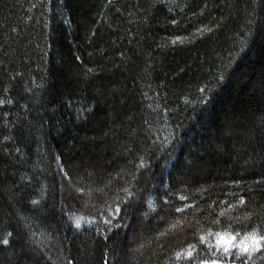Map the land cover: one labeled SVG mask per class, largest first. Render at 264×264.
<instances>
[{"label": "trees", "instance_id": "trees-1", "mask_svg": "<svg viewBox=\"0 0 264 264\" xmlns=\"http://www.w3.org/2000/svg\"><path fill=\"white\" fill-rule=\"evenodd\" d=\"M253 235L264 0H0V264H264Z\"/></svg>", "mask_w": 264, "mask_h": 264}, {"label": "snow or ice", "instance_id": "snow-or-ice-1", "mask_svg": "<svg viewBox=\"0 0 264 264\" xmlns=\"http://www.w3.org/2000/svg\"><path fill=\"white\" fill-rule=\"evenodd\" d=\"M77 226H79V224L77 223ZM253 245H255L257 247V250H259V243L260 240H264V237H259L257 238L255 235L250 237ZM235 240L234 236H229L227 234L222 235L219 237L218 239V244L221 245L224 248L225 252H228L230 249L233 248V241ZM5 243H7V241H5ZM241 244L243 245L244 242L241 241ZM249 251L248 246H244L242 248V252L247 253ZM213 264H215V261H213Z\"/></svg>", "mask_w": 264, "mask_h": 264}, {"label": "rangeland", "instance_id": "rangeland-1", "mask_svg": "<svg viewBox=\"0 0 264 264\" xmlns=\"http://www.w3.org/2000/svg\"><path fill=\"white\" fill-rule=\"evenodd\" d=\"M210 264H213V263H210ZM216 264V263H215Z\"/></svg>", "mask_w": 264, "mask_h": 264}]
</instances>
